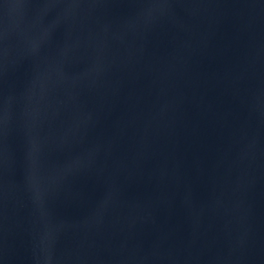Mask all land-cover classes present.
<instances>
[{
	"label": "water",
	"instance_id": "obj_1",
	"mask_svg": "<svg viewBox=\"0 0 264 264\" xmlns=\"http://www.w3.org/2000/svg\"><path fill=\"white\" fill-rule=\"evenodd\" d=\"M0 264H264V0H0Z\"/></svg>",
	"mask_w": 264,
	"mask_h": 264
}]
</instances>
